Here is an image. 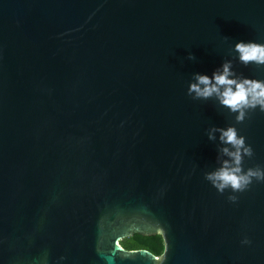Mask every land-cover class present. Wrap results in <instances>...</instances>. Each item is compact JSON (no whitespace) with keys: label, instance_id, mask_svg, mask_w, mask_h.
<instances>
[{"label":"water","instance_id":"95a60500","mask_svg":"<svg viewBox=\"0 0 264 264\" xmlns=\"http://www.w3.org/2000/svg\"><path fill=\"white\" fill-rule=\"evenodd\" d=\"M240 40L264 0H0V264H264V182L232 203L204 179L235 121L187 94ZM236 127L264 166V112Z\"/></svg>","mask_w":264,"mask_h":264},{"label":"clouds","instance_id":"9594fccd","mask_svg":"<svg viewBox=\"0 0 264 264\" xmlns=\"http://www.w3.org/2000/svg\"><path fill=\"white\" fill-rule=\"evenodd\" d=\"M230 53L232 58L223 60L211 75L195 73L188 83L187 94L194 100H215L234 117L235 123L207 130L210 141L218 139L222 159L219 167L204 174V179L220 194L229 191L228 200L236 203V193L248 190L254 182H264V166L245 168V159L253 157L254 149L236 127L251 113L264 112V79L245 76L236 71L235 65L264 67V43L240 40L231 45ZM187 58L195 59L191 53ZM242 243L251 242L245 238Z\"/></svg>","mask_w":264,"mask_h":264},{"label":"trees","instance_id":"16d2710c","mask_svg":"<svg viewBox=\"0 0 264 264\" xmlns=\"http://www.w3.org/2000/svg\"><path fill=\"white\" fill-rule=\"evenodd\" d=\"M120 245L125 250H147L154 256L161 255L164 250V241L159 234L148 237L135 234L120 241Z\"/></svg>","mask_w":264,"mask_h":264}]
</instances>
